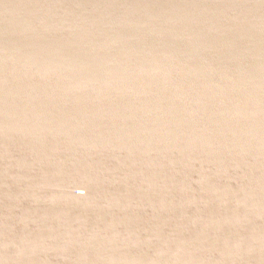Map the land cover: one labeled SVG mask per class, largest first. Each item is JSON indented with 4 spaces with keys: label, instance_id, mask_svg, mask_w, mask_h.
Returning <instances> with one entry per match:
<instances>
[{
    "label": "water",
    "instance_id": "95a60500",
    "mask_svg": "<svg viewBox=\"0 0 264 264\" xmlns=\"http://www.w3.org/2000/svg\"><path fill=\"white\" fill-rule=\"evenodd\" d=\"M0 264H264V0H0Z\"/></svg>",
    "mask_w": 264,
    "mask_h": 264
}]
</instances>
